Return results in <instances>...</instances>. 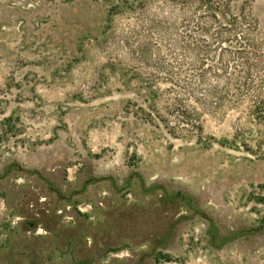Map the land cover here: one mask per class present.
Wrapping results in <instances>:
<instances>
[{
  "label": "rangeland",
  "instance_id": "1",
  "mask_svg": "<svg viewBox=\"0 0 264 264\" xmlns=\"http://www.w3.org/2000/svg\"><path fill=\"white\" fill-rule=\"evenodd\" d=\"M173 11L0 0V264H264V119L222 109L176 139L168 85L134 78Z\"/></svg>",
  "mask_w": 264,
  "mask_h": 264
},
{
  "label": "trees",
  "instance_id": "2",
  "mask_svg": "<svg viewBox=\"0 0 264 264\" xmlns=\"http://www.w3.org/2000/svg\"><path fill=\"white\" fill-rule=\"evenodd\" d=\"M169 2L175 11L160 24L167 55L139 57L148 69L134 75L168 85L154 93L166 106L160 118L168 133L201 137L204 115L243 105L264 119V20L254 14L253 0Z\"/></svg>",
  "mask_w": 264,
  "mask_h": 264
}]
</instances>
